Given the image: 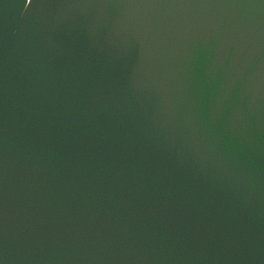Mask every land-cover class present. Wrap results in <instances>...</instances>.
<instances>
[{"label":"water","instance_id":"95a60500","mask_svg":"<svg viewBox=\"0 0 264 264\" xmlns=\"http://www.w3.org/2000/svg\"><path fill=\"white\" fill-rule=\"evenodd\" d=\"M0 264H264V0H0Z\"/></svg>","mask_w":264,"mask_h":264}]
</instances>
